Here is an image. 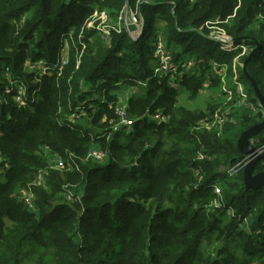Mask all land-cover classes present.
I'll use <instances>...</instances> for the list:
<instances>
[{"label":"trees","instance_id":"trees-1","mask_svg":"<svg viewBox=\"0 0 264 264\" xmlns=\"http://www.w3.org/2000/svg\"><path fill=\"white\" fill-rule=\"evenodd\" d=\"M125 3L0 0V264H264V185L247 189L244 167L235 173L224 169L243 157L237 148L240 133L264 120V108L239 64L251 53L246 70L264 99V20L257 17L259 11L264 14V0H127V7L143 17L137 40L113 27L93 42L84 37L82 52L77 40L60 74L56 69L50 74L23 71L28 58L55 62L62 47L59 36L69 26L80 30L95 8L114 26ZM214 17L220 22L213 27H222L235 44L243 42L245 53L240 55V47L226 51L208 37L204 23ZM158 20L174 62L195 60L178 83L190 95L202 86L214 87L222 75L230 78L235 65L246 99L233 93L237 101H227L230 115L221 125L200 128L199 118L213 112L178 105L174 81L153 75L154 47L146 42L156 37ZM74 49L81 52L79 63ZM145 55L150 59H142ZM214 63H225L228 72ZM6 68L12 81L26 80L23 104L15 100L16 89L9 88ZM99 79L131 84L147 79L144 94L130 99L125 109L133 121L130 131L120 126L108 140L102 133L110 127L101 132L98 126L104 117L119 121L117 99L109 92L106 102L92 98L94 88L104 86ZM86 98L99 107H86L79 119H70L72 108ZM98 135L108 156L105 163L86 157ZM253 138L264 145V130ZM45 149L71 162L72 170L53 168ZM260 171L264 150L253 167V173ZM38 173L42 181L35 185ZM69 188L73 197L68 200ZM27 192L34 197V212L23 204ZM212 199L220 207H213ZM236 236L247 238L249 256L243 260L228 248ZM215 240L220 246L210 252L207 247Z\"/></svg>","mask_w":264,"mask_h":264},{"label":"rangeland","instance_id":"rangeland-1","mask_svg":"<svg viewBox=\"0 0 264 264\" xmlns=\"http://www.w3.org/2000/svg\"><path fill=\"white\" fill-rule=\"evenodd\" d=\"M155 1L156 0H140V3L143 2V3L151 4V3H154ZM126 10L129 14V15H127V19L123 15L121 20L118 21V23H115L114 26L109 25V22L107 21V15L104 13V11L100 10V8H95L87 16V18L85 19L80 30L77 31L74 26H69V28H67V30L64 31V33L59 36V39H60L61 44H62V47L60 48L59 51L61 52L63 50L64 59H65V63L63 64V67L67 64L69 57L71 56V49H73L75 46H78L77 40H80L81 52L86 48L87 44L83 40L84 37L90 36V38H89L90 42H93L95 38L99 37L98 35L100 32L106 36L107 32L109 31L108 29H111L113 27H115V31L117 33H119L121 31V29H124L126 31L127 35L129 36V38H131V40H137L139 37H141L142 31H143V28H141V27H143L142 15L140 14L139 10H137V9L135 10V9H131V8L127 7ZM135 11H136V13H135ZM257 17L259 18L258 20H264V14L262 15L261 11H259L257 13ZM212 19H210V20H212ZM214 19H215L214 21H206L204 23V25H206L210 29L211 33H213L214 35H217V36L226 35V36H228L226 34V31L222 27H220V28H222V30L224 32L223 31H217L216 29L212 30V27L215 24L220 22L218 17H214ZM163 25H164V23L161 20H158L156 22V24L154 25L153 30L156 32L155 33L156 37L161 36L160 34L163 31ZM152 33H154V32H151V34ZM88 34H90V35H88ZM155 38H149L146 42V45H148L151 50H153V47H155L157 45V43H155ZM186 41H188V40L185 39L184 42H186ZM167 43L168 42L165 41L161 44L162 45L164 44V46L166 47ZM195 48H196V46L192 47V49H195ZM81 52L78 53L77 50L74 49V55L77 56L76 63H79V58L81 56ZM215 53H217V50H215ZM153 55H154V52L152 54V59H153ZM146 57L147 56L145 55V58H142V59H146ZM37 59L41 60L42 58H37ZM134 59H135V57L133 58V60ZM147 59H150L149 56L147 57ZM154 59H157L155 55H154ZM239 64L242 68L243 62L240 61ZM122 69L126 74L132 73L131 69H127V68H122ZM23 71L24 72L35 71V67L33 66L32 59L28 58L24 61ZM227 72H228V70L226 69L225 73H227ZM234 74L231 75L230 78H227V76H225L223 81L220 79V83H217L214 87H209V89L207 88L206 85L202 86L200 91H198V93L195 95H190L189 90L185 89L184 87H182V85L180 86V84H179L177 91H179L180 89H182L183 91L181 90L180 93L177 94V98L179 99L178 105L184 106V107H186L192 111H202V112L207 113V114H209L208 113L209 111L215 112L219 107H221L222 105L223 106L225 105V103L228 99L227 96H229V94L227 95L223 91V87H225V88L231 87V89H234L233 88V86H234L233 79L235 78ZM212 75H213V77H217L216 73L215 74L213 73ZM237 76H238V73L236 70V78L235 79L238 78ZM260 76L263 77L262 79H264V76H262L261 72H260ZM25 81L26 80H23V82H25ZM33 81H35V80H30L29 82L31 83ZM98 82L101 84H104V86L98 85L97 88H94L96 90H93L95 93V96L99 100V102H106L107 95L109 92V95L116 97V99H117L116 104L125 110L130 99L135 98L137 95H141L142 93L145 92L146 88L144 89V86H146L147 79L137 81L134 84L125 83L123 81H116V82L112 81V82L107 83L106 79H104V80L99 79ZM228 82H230V83L232 82V84L229 85ZM142 83H144V85ZM241 86L244 90L245 85L241 84ZM12 87L15 88L17 92H19V96H22V98L25 99L26 90L24 87L22 88V90H20V89H18L17 85H9L10 89ZM101 89L104 91L103 94L101 92ZM136 91H138V93ZM17 99L18 98H15L16 101H18ZM94 100H96V99H94ZM98 100H96V101H98ZM236 101L237 100L235 99V97L232 94L229 102H236ZM220 103H222V104L219 105ZM84 104H85L84 109L86 107H90V108L99 107L98 102H92V101H90V98H86ZM204 117H206V116H202L199 119H202ZM104 119H105V117L101 120V124H104V125L98 126V128H101L100 129L101 132H103L104 130L111 127L113 125V123L115 122V121H113V122L109 121L108 122V120H106V119L104 120ZM105 122H108V123L106 124ZM108 134H109V131L102 133V135L107 136L106 140H108V138H109ZM98 138H99V135L94 138L93 144L89 149H94V150L98 149L101 151H106L103 148L102 144L98 140H96ZM251 139H253V141H254L253 143L251 142ZM251 139H250V142L253 145L257 143V139H254V138H251ZM45 153L50 154L51 152L49 151V152H45ZM47 154H45L44 157L45 158L47 157L46 160L48 161V163L52 164L53 163V157H51ZM59 157H61V156H59ZM3 179H4L3 172H1V170H0V181H2ZM70 189L71 188H69V191L73 192ZM214 193H215V191H214ZM249 197L252 198L254 196L251 194V195H249ZM211 205L213 207H215V206L220 207V203L218 202V200H214V199H212ZM227 214L230 216L235 215L233 210L227 211ZM225 221H227L226 218H225ZM246 231H247L246 235L250 236L251 233H250V229H248V227H247ZM259 231L260 230H258L257 232H259ZM246 241H247V238H245L244 236H236V237H233L230 240H228L229 251L232 252L237 257V259H239V260H243V258L249 256L246 253V251L244 250V244L246 243ZM206 246H207V242H203L202 247L205 248ZM219 246H220V242L215 240V241H213V245L209 244L207 248L210 252H214L215 248H218Z\"/></svg>","mask_w":264,"mask_h":264},{"label":"built area","instance_id":"built-area-1","mask_svg":"<svg viewBox=\"0 0 264 264\" xmlns=\"http://www.w3.org/2000/svg\"><path fill=\"white\" fill-rule=\"evenodd\" d=\"M135 13H136V11H135ZM123 15L124 14H122V16ZM122 16H121V18H122ZM213 29H216L217 31H223L222 28H220V27H212V30ZM108 30H110V29H108ZM108 33H109V31L107 32L106 36L108 35ZM209 36H210V38L217 40L220 43V47L226 51L232 50V49L238 48V47H240L242 49L240 55H242L243 53H245L247 51L246 46L244 45L243 42L235 44V39H233L229 35L228 36H226V35L217 36V35H214L213 33H211V31H210ZM163 42L164 41H163L161 36H157L155 38V43H157V45L154 47V55L156 56L157 59H156V65L153 68V75L157 76V77H161L164 75L169 76L170 80L174 81V86L176 87V86H178L179 81L182 80V75L185 72H188L189 70L193 69V67L196 63H195L194 58H192V57H187L181 63H175L173 60L172 52L170 50H168L164 46V44L163 45L161 44ZM237 57L238 56L235 57L234 62L236 61ZM32 62H33V66L35 67V72L38 74H43V73L50 74V73H52V69H56L57 72L60 74V72L63 68V64L65 63L63 50L60 52L59 58L53 63H51V62L49 63V62L45 61L44 59H41V60L37 59V60H34ZM214 66L219 67V69L223 70V72L226 71V67H227L225 63H221V64L214 63ZM233 71L235 73L234 76L236 78L235 65H233ZM6 78H7V81L11 80V77L8 73L7 68H6ZM235 78L233 79V84H234L233 88L234 89H231V87H228V88L223 87V91L227 95L229 94V96H227V98H228L227 101H230L231 95L233 93L237 94L240 97L241 101L246 99V93L244 92V90L241 86V83L238 82ZM223 79H224V75L221 76L222 81H223ZM142 84L144 85V83H142ZM11 85H17L18 89H20V90H22V88L24 87V84L21 81H12L11 80ZM17 93H18V96H16L15 98H18L17 100H19L21 98L22 101H20V100L19 101L21 104H23L24 99L22 98V96H19V92H17ZM93 99H97L96 96H94ZM227 101H226V103H227ZM84 103H85V100L82 101L81 103H79L78 105H75L72 108L73 113L69 117L70 119L74 118V120H76V119L80 118L81 113L83 112L84 107H85ZM226 103L223 107H219L215 112H213L211 114V116H209V118L204 117V118L200 119L199 120V123H200L199 127L204 128L206 130H210V129H213V128L221 125L225 121H227L228 117L230 115V106L226 105ZM115 112L119 115V121L117 123H113V125L110 127L108 136H110V134L112 132L117 131L120 126H124V127H126V129L128 131H130L131 126L133 124L132 119L125 116V110L122 107H119L117 105ZM157 118H158V116H157ZM251 142L252 143L254 142L253 139H251ZM254 145H255V147H257V152H259V153L263 152L264 145H262V146H259L257 144H254ZM45 152H49V150L45 149ZM47 155L53 157V163L51 164V166L53 168H56L59 170H64V169L72 170L73 164L71 162L70 163L66 162L62 157H59L56 153H50ZM86 157L91 158L92 160H95V161H98L101 163H105L107 161V158H108L105 151H101L98 149H95V150L89 149ZM247 161H248V157L243 156L236 163H234L233 165H230L228 167H225L224 169L228 173H235L240 168L244 167V165L247 163ZM41 181H42V174L38 173L36 178L33 180L32 183L35 185H40ZM213 188H214V191L216 194L220 193V186L217 183L213 184ZM68 192H69V194L67 196V199L69 200L70 198L73 197V193L70 191H68ZM22 201H23V204L25 205V207L29 211H31V212L36 211L35 200H34L33 195L31 194V192L25 193L23 195Z\"/></svg>","mask_w":264,"mask_h":264},{"label":"water","instance_id":"water-1","mask_svg":"<svg viewBox=\"0 0 264 264\" xmlns=\"http://www.w3.org/2000/svg\"><path fill=\"white\" fill-rule=\"evenodd\" d=\"M126 9H127V0L123 7V14L127 19V15L129 14ZM208 37L210 38V36ZM257 47L258 44L256 43L254 50H256ZM250 55L251 53H249V55L246 57V59L242 64L243 73L250 80V83L253 87V90L259 102V105H261L264 108V99L257 86V83L255 82L254 78L248 74L246 70V64ZM262 130H264V120L261 121L260 123H256L252 126H249L247 129H245L243 132L240 133L237 139L238 150L242 153L243 156L248 157V161L243 168V179H244L245 187L247 189H256L264 185V171L253 173L254 163L262 153L257 152V147H255V145H253L250 142V139L253 138L258 132Z\"/></svg>","mask_w":264,"mask_h":264},{"label":"crops","instance_id":"crops-1","mask_svg":"<svg viewBox=\"0 0 264 264\" xmlns=\"http://www.w3.org/2000/svg\"><path fill=\"white\" fill-rule=\"evenodd\" d=\"M179 86H177V88H178ZM182 88V87H181ZM182 89H180L179 91H178V93H180V91H181ZM183 91V90H182ZM137 93H138V91H136ZM144 93H142L141 95H137V96H142ZM136 96V97H137ZM179 103V99L177 98V104Z\"/></svg>","mask_w":264,"mask_h":264}]
</instances>
